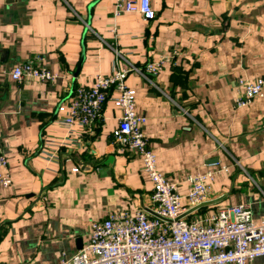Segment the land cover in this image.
I'll list each match as a JSON object with an SVG mask.
<instances>
[{
    "label": "crops",
    "instance_id": "obj_1",
    "mask_svg": "<svg viewBox=\"0 0 264 264\" xmlns=\"http://www.w3.org/2000/svg\"><path fill=\"white\" fill-rule=\"evenodd\" d=\"M150 2L146 21L115 17L113 0H0V143L12 179L0 187V264H60L94 221L154 214L141 158L113 141L121 111L110 98L90 131L59 120L75 87L124 68H136L125 84L157 169L181 194L188 175L214 171L206 204L185 217L246 204L264 219V96L233 105L239 80L264 79V0ZM34 55L54 82L11 78ZM161 58L157 74L144 69Z\"/></svg>",
    "mask_w": 264,
    "mask_h": 264
},
{
    "label": "built area",
    "instance_id": "obj_2",
    "mask_svg": "<svg viewBox=\"0 0 264 264\" xmlns=\"http://www.w3.org/2000/svg\"><path fill=\"white\" fill-rule=\"evenodd\" d=\"M123 13H138L146 21L156 15L150 0H113L114 16ZM163 62L164 58L149 62L144 69L157 74ZM135 69L95 74L91 85L75 87L57 110L60 122L68 128L77 126L90 131L100 123L101 110L111 99L121 111L112 130L113 141L141 158L143 171L152 183L154 214L150 216L144 209L133 214L116 211L94 221L87 243L64 255L60 264H250L264 257V219L255 222L249 205L237 204L209 215L185 217L186 211L207 200L214 171L188 175L186 193L181 194L178 183L157 169V155L142 130L146 117L136 110L135 90L125 84L128 72ZM9 74L16 82L35 79L51 83L58 77L42 64L41 55L15 64ZM239 85L242 89L234 101L238 108L264 96L262 77L252 82L239 80ZM11 182L0 143V187H8Z\"/></svg>",
    "mask_w": 264,
    "mask_h": 264
},
{
    "label": "water",
    "instance_id": "obj_3",
    "mask_svg": "<svg viewBox=\"0 0 264 264\" xmlns=\"http://www.w3.org/2000/svg\"><path fill=\"white\" fill-rule=\"evenodd\" d=\"M83 58H84V55L81 56V60H80V62H79V64H78V70H77V71H79V69H80V66H81V63H82ZM205 204H206V203H201V204H199V205H197V206H195V207L190 208L188 211H186V213H185L184 215L193 212L194 210H196V209H198V208L204 206ZM80 247H81V246L79 245V248H80Z\"/></svg>",
    "mask_w": 264,
    "mask_h": 264
},
{
    "label": "rangeland",
    "instance_id": "obj_4",
    "mask_svg": "<svg viewBox=\"0 0 264 264\" xmlns=\"http://www.w3.org/2000/svg\"><path fill=\"white\" fill-rule=\"evenodd\" d=\"M239 91H241V90H239ZM236 98V97H235ZM235 98H234V101H235ZM233 101V105H234V107L235 108H238L236 105H235V102Z\"/></svg>",
    "mask_w": 264,
    "mask_h": 264
}]
</instances>
